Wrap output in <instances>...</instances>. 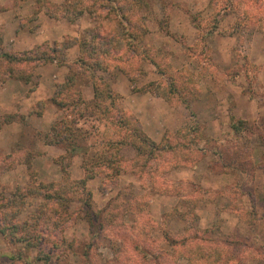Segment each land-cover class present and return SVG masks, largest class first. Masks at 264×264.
Here are the masks:
<instances>
[{"label":"rangeland","instance_id":"obj_1","mask_svg":"<svg viewBox=\"0 0 264 264\" xmlns=\"http://www.w3.org/2000/svg\"><path fill=\"white\" fill-rule=\"evenodd\" d=\"M228 1L99 0L93 7V0H14L17 7L8 12V18L18 17L14 23L23 36L19 40L11 35L4 45L0 30L1 59L5 53L33 52L37 48L43 51L55 43L60 47L59 58L70 60L78 55L77 45L89 42L100 23L90 10H100L105 16L107 5L113 2L128 10L135 34L132 44L137 51L124 47L119 64L114 66L105 60L108 71H95L96 75L104 76L111 89L122 96V102L116 104L126 105L146 136L155 143L167 138L176 148L174 154L166 152L163 159L153 161L161 170L151 176L163 184L164 194L150 190L152 182L142 172L124 171L115 181L104 178L87 159L97 163L104 149L102 141L113 130L107 124L116 120V113L107 105L108 98L101 109L74 104L67 110L57 109L51 98L67 76L66 66L47 62L34 72L27 71L29 81H25L9 76L6 65L0 63V209L9 206L12 194L19 189L68 178L63 184L70 187L81 182L83 186L76 187L82 195L75 191L70 194L72 189L67 187L66 196L84 199L88 192L95 208H103L119 191L131 186L136 195L146 199L140 225L128 215L124 224L131 228L114 225L110 228L114 232L109 233L104 223L92 236L84 215V200L74 199L60 204L69 218L52 228L53 236L66 241L76 239L81 245L91 243L92 264H190L191 257L201 264L199 249L205 243L201 245L197 240L180 244L183 236L198 227V236L202 235L201 229H210L206 236L226 241L236 257L234 264H264V135L254 128H264V30L259 27L264 18L257 10L255 14H243L241 8L236 9ZM118 19L126 24L122 17ZM187 21L195 28L187 30L188 40L181 32ZM194 30L198 37H193ZM214 33L220 37H214ZM72 40L78 43L66 49L65 44ZM169 81L177 84L179 93L169 92ZM76 87L85 102L93 99L90 81L82 79ZM100 88L108 89L103 84ZM33 90L34 98L26 99ZM84 92L91 97L86 99ZM62 118L71 123L78 150L65 152L63 145L45 143L42 135ZM233 120L247 121L252 130L250 134L234 133L241 143H247L243 155H235L233 148L226 155L243 171L226 167L212 153L215 139L232 135ZM186 128H197L207 140L193 143V132L181 140L177 133ZM119 154L128 162L135 157L131 147L121 148ZM86 165L95 167V171L86 175ZM164 170L167 172L160 174ZM91 174L93 177H89ZM41 199L25 195L18 208V220L37 209ZM131 231H135L134 236ZM131 240L154 258L145 257ZM22 249V245H13L0 236V264H12L5 254L14 250L23 257L14 264H22L26 254L31 260L36 256L34 251L23 253ZM63 262L60 264H82L83 257L71 255Z\"/></svg>","mask_w":264,"mask_h":264},{"label":"trees","instance_id":"obj_2","mask_svg":"<svg viewBox=\"0 0 264 264\" xmlns=\"http://www.w3.org/2000/svg\"><path fill=\"white\" fill-rule=\"evenodd\" d=\"M98 1L99 0H93L92 6L97 7ZM242 1L244 2L238 3L234 0H230L227 3L236 6V9L241 8V13L243 14H255L254 10H257L259 11V14L261 13V17L264 18V0ZM107 7L108 12H106L105 16H102L100 10L89 11L92 17H94L93 19L100 21V23H97L95 30L90 34L91 40L89 42H80L77 45L79 47V52L75 58H71L70 60H65L63 57L59 58L60 47L53 43L51 47L46 46L47 49L43 51L42 49L37 48L33 52L18 54L5 53L1 56L2 59L0 58V63L1 65H6V70L9 76L23 80L25 79V81H29L27 71L34 72L37 67L47 62L56 61L61 63V65L66 66L68 69L67 76L64 82L57 85L51 98L52 103L57 109L67 110V107L72 104L79 106L89 105L93 108L101 109L102 105L107 100L105 98H108L107 105H110V108L116 113V120H110L107 124V127L110 125L113 130L111 135L106 134V139L102 141L105 150H100L99 157L96 159L97 163L93 159L89 161L86 158L87 161L92 166L98 167V172L102 174L104 178L109 177L112 181H115L117 179L115 177L124 171L145 173L152 182L150 190H154L159 194H164L165 190L163 184H161L160 181L156 182L153 179L154 177L151 176L154 171L161 170L159 166L153 164V161L163 159L164 157L162 154L166 152L174 154L176 144L170 143L167 138H163L160 143H155L146 136L141 131L140 126L135 124L136 122L130 116V111L126 108V105H123V103L120 105H118L119 103L116 104L117 102H122V96L113 88L111 89V83L106 80L104 76H98L95 72L108 71L109 67L105 65V60H110L112 65L117 66L121 61L120 54L125 53L123 52L124 47H129V51H137V48L132 44L135 39V34H133V29L130 28V18L128 17V13H126L128 10H125L122 6H120V8L119 6L116 7L115 2L107 5ZM118 17L120 19L122 17V19L126 21V24H124L122 20H119ZM103 18L108 20L107 23L101 22V19ZM192 22L197 28H199L198 23L194 22V20ZM259 24H261V22H258V25ZM263 24L259 25L262 31L264 30ZM77 43L78 42L75 40H72L65 44V47L68 49ZM128 75L130 76V74ZM82 79L90 81L93 85V99L90 102H85L83 100L81 91L78 88L81 85L75 88V84L81 82ZM100 83L108 89L104 91L103 88H100V85H102ZM167 87L170 93H179L180 89L175 82L169 81ZM103 98L105 99L104 101L102 100ZM103 111H106V106H104ZM71 127V123L66 120V118H62L61 120L56 121L52 125L50 132L46 135L43 134L42 137L46 144L63 145L65 152H69V149L78 150L74 146V136L76 135H73L74 133L72 134L70 131ZM256 127L259 128L264 135V128L254 125V128ZM231 129L233 131L232 135L225 134L213 141L212 153L217 155L219 157V162L226 167L243 171V167L238 166L237 168L234 162H229L226 159V155L232 152H234L235 155H243V152L247 149V143L246 141L241 143L237 137H235V134H245V132L250 134L252 132L251 126L247 121L233 120L231 123ZM189 132H193V143H195L196 140L197 142L207 140L201 133L198 134L197 128L180 130L177 135L183 140L184 137L188 136ZM123 147H131L134 150L135 157L129 160V162L124 160L119 154V151ZM231 148H233L232 152ZM164 161L167 162V160ZM169 167L170 166L167 168L169 169ZM94 168L95 167L90 169L88 165H86L84 170L85 174L88 175L87 173H93L95 171ZM166 172L164 170L160 174ZM89 177H93V175L91 174ZM68 181L69 178L57 183H40L31 188L29 186L26 190L19 189L12 194L9 206H7L5 210L0 209V236L13 245H22L23 253H26L27 249L36 253L33 260L28 258L29 255L26 254L25 259L21 262L22 264L66 263L63 261H66L71 255H81L83 257L82 264H92V257L89 255L91 243L81 245L82 242L76 239L66 241L63 237L62 239H59L56 235L53 236L55 229L52 228H55L60 223L63 224L69 218L67 211H65V209L62 210L60 207V204L65 201L73 202L74 199H77L78 201L84 200V215L87 219L88 227L90 228V235L92 236L103 227L104 223L106 224V230L109 233L114 232L110 230L114 225H120L128 229L130 226H127L126 223L124 224V220L128 215H133L136 224L140 225V218H142L143 215V206H145L146 199L143 195H136L131 186L125 188L124 191H119L115 197L107 201L103 208H95L90 200L91 196L88 192V197L84 199L81 196H66L67 192H64V189L69 187V185L63 184V182L68 183ZM79 185L83 186L81 182L79 184L72 183L69 187V189H72L70 194L75 191L82 195V190L76 188ZM28 194L41 197L42 199L37 209L29 212L24 220L19 221L18 208L23 205V198ZM127 196L129 197L126 199ZM58 210H60V212ZM132 228L134 227L132 226ZM193 230L195 231L194 233L188 236L186 234L182 237L180 244L193 243L197 240H200L201 245L202 243H205V245L199 249V253H202L201 264H234L233 261H236V257L232 254L231 250L226 247L225 240L218 239L213 241L211 237L206 236L210 232V229H201V236L196 234V231L199 233L198 227ZM134 232L131 231L132 236L135 235ZM130 243L145 257L149 256V259L154 258V256L149 255L146 249L140 247L137 241L131 240ZM108 244L111 247L109 241ZM5 255L12 264L23 258L19 250H14ZM188 260L190 261V264L197 263L194 257L188 258Z\"/></svg>","mask_w":264,"mask_h":264},{"label":"crops","instance_id":"obj_3","mask_svg":"<svg viewBox=\"0 0 264 264\" xmlns=\"http://www.w3.org/2000/svg\"><path fill=\"white\" fill-rule=\"evenodd\" d=\"M13 1L14 0H0V30L3 33V41H4L3 44L4 45H6L8 43L11 35L13 37L16 35L19 38V40L23 36L22 35V29L16 27V23H14L16 18H18V17L15 16L14 18H10V19L8 18V12L12 11V8H16L17 7V2H13ZM190 27L193 28V26L189 23V21H187V22L183 23V28L181 29V32L184 33V36L187 37L186 38L187 40L189 39V37L187 36V34H188L187 30L188 31L192 30ZM17 28H18V30L19 29L20 30L17 31ZM193 29H195V28H193ZM20 32H21V34H20ZM195 35H196V37H198V32L197 31H195L194 34H193L194 38H195ZM214 37H220V36H218L217 33H214ZM20 84H21V82H20ZM8 87L9 86L6 85L7 91H8ZM35 92H36V90H35ZM122 93H123V95L127 94V92H122ZM28 96L29 97H26V99L30 98V96L32 98L34 96V90ZM84 96H85L86 99H89L91 97L90 94H87L86 92H84ZM33 124H34V122H33ZM36 127H38V126L36 125Z\"/></svg>","mask_w":264,"mask_h":264}]
</instances>
